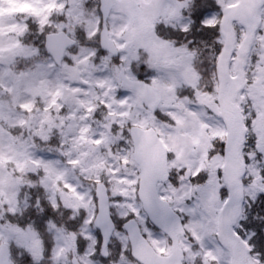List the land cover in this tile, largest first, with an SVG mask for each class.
Wrapping results in <instances>:
<instances>
[{
	"label": "rangeland",
	"instance_id": "374dc122",
	"mask_svg": "<svg viewBox=\"0 0 264 264\" xmlns=\"http://www.w3.org/2000/svg\"><path fill=\"white\" fill-rule=\"evenodd\" d=\"M196 1L119 0L108 21L128 76H142L163 94L152 115L138 94L121 87L119 66L100 50V0H0V244L11 247L14 263L71 264L76 253L82 264H139L122 228L131 218L159 254H171L168 237L150 224L138 199L141 172L130 130L140 126L154 128L170 153L172 179L159 193L184 219L185 264H233L219 240L229 197L222 173L227 128L217 97L183 64L186 45L161 36L187 31ZM199 2L205 24L213 26L221 23L222 8L239 0ZM34 26L66 32L79 45L58 66L33 38L22 37ZM258 43L263 48L248 65L257 68L252 85L260 86L264 38ZM23 59L33 60L31 66L23 68ZM252 100L261 124L248 135L254 143L244 159L245 201L236 227L249 246L255 234L249 216L261 202L253 184L264 187V116ZM250 102L245 97L244 107ZM100 182L109 188L117 224L107 259L94 225Z\"/></svg>",
	"mask_w": 264,
	"mask_h": 264
},
{
	"label": "water",
	"instance_id": "95a60500",
	"mask_svg": "<svg viewBox=\"0 0 264 264\" xmlns=\"http://www.w3.org/2000/svg\"><path fill=\"white\" fill-rule=\"evenodd\" d=\"M117 4L118 0H101L100 7L103 20L100 46L103 52L109 53L115 58L120 56V52L115 42L110 38L108 21ZM263 4L264 0H241L238 5L226 9L222 24L226 45L219 61L220 103L222 117L228 127L227 160L224 175L230 197L220 219V240L232 252L233 264H250L248 260L249 248L234 231L244 200L241 181L246 175V168L241 159V151L245 143L246 130L242 115L236 105L238 94L244 87L243 74L241 73L237 79H232L229 71V64L236 44L233 22L239 21L248 29V35L240 49L238 58L241 70L243 59L249 53L254 35L260 25V9ZM75 44L76 41L69 38L66 33L47 36V50L59 66L62 65L67 50ZM120 67L122 87L137 92L144 100L146 107L155 114L162 103L161 92L145 81L128 78L124 66ZM260 95L264 96V92H261ZM131 138L134 143L136 162L141 169L139 200L142 202L150 222L158 230L164 232L172 242V255H159L142 234L139 224L135 220H130L124 225V229L129 237L132 256L140 264H184L186 256L180 247V236H186V231L182 218L158 193V185L168 182L171 177L167 149L154 129L144 130L140 127H133ZM96 197L98 215L95 227L101 233L103 256L107 257V250L116 224L111 216L109 191L104 183L97 185ZM10 260L11 253L8 245H1L0 264H11ZM72 263L80 264L76 257L73 258Z\"/></svg>",
	"mask_w": 264,
	"mask_h": 264
},
{
	"label": "flooded vegetation",
	"instance_id": "af4514ba",
	"mask_svg": "<svg viewBox=\"0 0 264 264\" xmlns=\"http://www.w3.org/2000/svg\"><path fill=\"white\" fill-rule=\"evenodd\" d=\"M223 19V17H222ZM222 19H221V23H222ZM260 26L256 32L254 41L252 43L251 46V50L249 55L244 59L243 61V65H242V70L240 71L238 68V63H237V58H238V53L239 50L244 42V39L247 35V29L245 27H243L239 22H235L233 24L234 26V31H235V36H236V47H235V52H234V58L232 59L231 65H230V74L232 76V78H237L239 75H241V73H243V77H244V89L240 92V94L238 95V106L240 107L242 114H243V118H244V124L247 130V138H246V143L245 146L243 148V159H245V155H248V153L250 152V145L253 144L254 142H252L251 140H249L248 135L250 132L256 130L259 128L260 124H261V118H259V115H257L258 113L256 112V110L258 109V107H256L253 104V100L252 97L256 98L261 104H262V110H263V116H264V97L260 96V92L264 91V74L261 75V80L262 83L260 84V86L258 85V83H256L257 85H252L253 81L251 80L252 76L254 74L257 73V68H252V66L248 65V60L252 57V54L254 52V50L257 48V50H261L262 44L258 43V39L260 37L264 38V4L260 10ZM221 23H218L217 25L215 24V27L218 29V33H220L219 35V40H220V46L219 49L220 51H223L224 47H225V39L223 37V33H222V26ZM194 47V46H193ZM220 57V56H219ZM212 79H211V85H209L208 89L211 93H213L214 96L217 97V103H218V111L220 114V105H219V99H220V88H221V84H220V79H219V72H218V65L215 66V69L213 70V72L209 75ZM250 89H254L252 95H246V91L250 90ZM209 94V93H206ZM245 97H249V101L251 100L250 104H248L246 107H244L243 105V99ZM260 108V106H259ZM249 115H251L249 117ZM255 185L253 184V187ZM259 194H261L259 192ZM261 196H263L262 199V209L264 210V194ZM255 209V208H254ZM253 209V210H254ZM263 217H264V213H263ZM261 232H257L256 234H254V239L251 242L250 247V253H249V262L250 264H264V228H261Z\"/></svg>",
	"mask_w": 264,
	"mask_h": 264
},
{
	"label": "trees",
	"instance_id": "16d2710c",
	"mask_svg": "<svg viewBox=\"0 0 264 264\" xmlns=\"http://www.w3.org/2000/svg\"><path fill=\"white\" fill-rule=\"evenodd\" d=\"M201 5L202 2H199V0L193 3V10L191 16L194 25L190 33L188 34L183 33L181 34V36H178L174 34L175 32L172 33V35H169L170 33L164 34L162 32L161 36L165 37L168 40H172V41L177 40L179 42L177 44L178 46L182 45L183 43L186 45L188 53L185 56V62H187V64L191 68H193L194 72L199 76L204 86L208 87L209 84L208 82L210 81L209 75L211 74L212 70L215 68L217 64L218 55L220 53V49H219L220 33H218L217 28H209L202 25V22L204 21L206 16L205 14L200 13ZM162 29L163 26H160L159 30ZM47 31H48L47 27H45V29L41 32V37H37L34 33H32L33 35L32 42L36 43L37 41H39V44L41 46H44L42 44V41H44L45 34ZM28 36L25 38V41L28 38ZM79 36L81 37V33L79 34ZM28 41H30V39ZM191 41H194V43L191 44L192 43ZM32 42L30 41L28 43H31L32 45ZM43 53H45V50H43ZM35 59L37 60L38 58L35 57L34 60ZM32 61L33 60L31 61L21 60L20 65H22V67L25 68L31 66ZM114 62L116 64L119 63L118 60H114ZM28 178H30V180L32 181L33 180L32 178H34V176L30 174ZM37 190L41 191L39 187H37ZM259 217L260 215L257 216V219Z\"/></svg>",
	"mask_w": 264,
	"mask_h": 264
}]
</instances>
